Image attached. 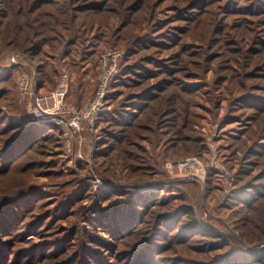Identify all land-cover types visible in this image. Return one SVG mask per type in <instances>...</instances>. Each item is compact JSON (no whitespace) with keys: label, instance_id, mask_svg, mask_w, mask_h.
Returning a JSON list of instances; mask_svg holds the SVG:
<instances>
[{"label":"rangeland","instance_id":"obj_1","mask_svg":"<svg viewBox=\"0 0 264 264\" xmlns=\"http://www.w3.org/2000/svg\"><path fill=\"white\" fill-rule=\"evenodd\" d=\"M110 48L69 150L17 76L82 106ZM0 264H264V0H0Z\"/></svg>","mask_w":264,"mask_h":264},{"label":"built area","instance_id":"obj_2","mask_svg":"<svg viewBox=\"0 0 264 264\" xmlns=\"http://www.w3.org/2000/svg\"><path fill=\"white\" fill-rule=\"evenodd\" d=\"M123 51L110 48L105 51L102 57L98 87L94 96L82 106H78L69 100L67 95L70 88V75L65 72L59 86L48 92H39L36 87L38 79L29 72H21L17 76V85L20 98L28 103L30 117L39 124H52L62 128L64 147L72 148L74 138L86 125L93 126L95 120L101 113L103 104L110 91L111 83L119 74V58ZM23 54L13 51L10 54L11 62L21 64ZM185 163L170 161L165 163V168L171 174L179 175L183 172ZM193 169L192 176L202 180L205 179L206 169L200 171L195 169L196 165L188 163Z\"/></svg>","mask_w":264,"mask_h":264},{"label":"trees","instance_id":"obj_3","mask_svg":"<svg viewBox=\"0 0 264 264\" xmlns=\"http://www.w3.org/2000/svg\"><path fill=\"white\" fill-rule=\"evenodd\" d=\"M23 52H25L27 55H29V56H31V57H33V55L31 54V52H30V49H28V50H26V51H23ZM23 66L24 67V69L26 68V67H28V65L25 63H21V64H19V66ZM20 67V69H22L23 67ZM24 71H26V70H23V71H21V72H24ZM113 83V82H112ZM111 83V84H112ZM48 91H51V90H46V91H41V92H48ZM70 100V99H69ZM78 106H80V105H78ZM37 127H41V128H45V132L47 133V134H50L51 136H53V137H55V138H57L59 141H60V143H62L63 144V142H64V139H63V134H62V128L60 127V126H57V125H52V124H37L36 125ZM195 182H198L197 180L195 181ZM213 240H216L215 241V245L213 246V250L214 249H221V248H226L228 245H232L231 243V241L229 240V239H225L224 237H222V236H213ZM224 241V242H220V243H216L217 241ZM259 252V251H258ZM227 259H229V257H226ZM226 259V260H227ZM228 262V261H227Z\"/></svg>","mask_w":264,"mask_h":264}]
</instances>
